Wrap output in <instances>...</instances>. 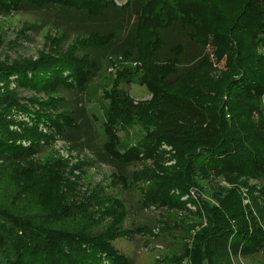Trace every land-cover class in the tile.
Here are the masks:
<instances>
[{
  "label": "trees",
  "instance_id": "1",
  "mask_svg": "<svg viewBox=\"0 0 264 264\" xmlns=\"http://www.w3.org/2000/svg\"><path fill=\"white\" fill-rule=\"evenodd\" d=\"M22 15L61 38L35 59L0 62V264H131L115 243L144 229L122 227L126 209L102 191L96 216L68 199L65 164L38 162L53 142L124 181L147 177L142 205L195 206L196 222L166 227L181 233L179 252L156 264H264V0H0V17ZM119 57L136 65L104 92L99 143L87 90ZM135 78L148 102L130 99ZM165 157L162 176L127 170ZM192 187L199 205L181 200Z\"/></svg>",
  "mask_w": 264,
  "mask_h": 264
},
{
  "label": "rangeland",
  "instance_id": "2",
  "mask_svg": "<svg viewBox=\"0 0 264 264\" xmlns=\"http://www.w3.org/2000/svg\"><path fill=\"white\" fill-rule=\"evenodd\" d=\"M32 23H34V19L28 15L0 17V62H21L35 59L60 37L58 30H54L50 23L42 22L39 24L38 22L39 25L36 27ZM260 51L264 54L263 47L260 48ZM211 57L217 70L223 71V59L216 58L213 54ZM135 65L136 63L123 60L122 57L112 59L108 63L104 61L100 72L88 87L86 107L93 120L99 143L106 140L102 125L105 119L104 109L107 106V101L103 96L104 92L111 88L116 70ZM133 82L125 88L128 90L130 99L134 103L148 102L152 96L150 91L145 86L140 85L138 79L135 78ZM21 93L22 97H27V92L21 91ZM139 129L140 127L136 125L130 130V140L133 134L141 133ZM117 134L121 141L125 140V133L118 131ZM48 157H51L52 160H60L65 164L63 175L71 184L70 188H64L65 196L68 199L71 198V200L76 201L75 203L87 202L89 204L90 202L92 207L88 208L96 216L98 215L96 209L102 210L103 208L99 207L98 203L93 202L92 194L97 196L102 191L105 194L104 197L110 195L117 197L123 204L122 207L126 209L124 210L127 214L121 223L122 227L132 230L135 228L144 229L140 234L134 233L132 237L118 240L115 243L116 247L128 256L131 264H156V260L162 254L166 256L177 254L180 246L184 243L181 233L174 230L167 235L169 229L166 227L173 228L175 220L178 222L181 219H186L189 225L197 221V217L192 216L195 212L193 204H187L182 211L142 205L143 195L148 189L150 191L147 177L124 181L122 178H117V170L104 164H97L88 153L74 151L58 142H53L51 150L45 156L39 157L38 162L44 163ZM167 158L165 157L156 163L146 162L134 166L129 165L127 170L130 172L134 170L135 173L139 172L143 175L150 171L162 176L169 172V168L174 162ZM90 161H94V163L89 167ZM220 183L225 185L223 180H220ZM188 192L190 193L181 197V200L194 198L192 200L197 201L199 205L200 200L206 199L204 194L199 196L200 192L196 188L192 187ZM109 206L110 204L107 203L104 205V207ZM103 219L109 221L107 217H103ZM260 263V258L254 257L239 264Z\"/></svg>",
  "mask_w": 264,
  "mask_h": 264
}]
</instances>
